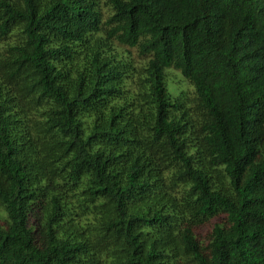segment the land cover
<instances>
[{
  "label": "trees",
  "instance_id": "obj_1",
  "mask_svg": "<svg viewBox=\"0 0 264 264\" xmlns=\"http://www.w3.org/2000/svg\"><path fill=\"white\" fill-rule=\"evenodd\" d=\"M0 210V264H264V0H0Z\"/></svg>",
  "mask_w": 264,
  "mask_h": 264
},
{
  "label": "rangeland",
  "instance_id": "obj_2",
  "mask_svg": "<svg viewBox=\"0 0 264 264\" xmlns=\"http://www.w3.org/2000/svg\"><path fill=\"white\" fill-rule=\"evenodd\" d=\"M102 4V3H101ZM102 13H103V19L106 17V15L109 13V10L102 6ZM108 16V15H107ZM165 74V86L169 94H175V87L177 89H184L186 91H190V87L186 83V81L180 76L179 72L176 70H173L172 68L166 69L164 71ZM221 218H215L210 220L208 223L203 224L202 226L195 229V235L198 239H204L206 235L209 232L210 223L212 222H220ZM0 221H3V213L0 210Z\"/></svg>",
  "mask_w": 264,
  "mask_h": 264
}]
</instances>
